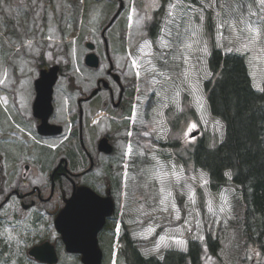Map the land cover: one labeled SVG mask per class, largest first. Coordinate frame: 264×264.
Returning a JSON list of instances; mask_svg holds the SVG:
<instances>
[{
    "label": "flooded vegetation",
    "instance_id": "af4514ba",
    "mask_svg": "<svg viewBox=\"0 0 264 264\" xmlns=\"http://www.w3.org/2000/svg\"><path fill=\"white\" fill-rule=\"evenodd\" d=\"M84 2L86 7L92 2V7L95 6L99 15L109 16L107 20L100 21L97 40L85 43L87 48L88 43L92 44L91 50L98 57V66L91 67L85 63L87 53L82 60L87 69H101L102 72L94 81L90 82L91 78L78 80L80 84L76 83L77 79H73L76 76L65 77L67 86L63 96L67 99V107L61 115L56 114L52 93L53 110L47 122L60 126L62 132L40 133L38 126L41 118L34 114L36 80L40 72L56 64L60 75V64L49 63L43 56L35 58L32 61L35 71L33 96L29 98L24 95L22 89H17V84L13 91L9 90L3 95L5 101L0 119L12 131L1 132L0 136L6 143L0 150V264H83L80 252L66 249L55 225L66 200L82 186L91 189L101 199L99 210L88 211L92 216L104 215V222L96 233L101 264H137L135 256H151L152 252L158 251L142 250V243L136 236L137 228L140 231L141 228L149 230L152 224L160 223L151 217L143 204L135 205L130 198V191L126 193L128 172L123 171L120 164L125 149L129 150L130 146L132 150L133 147L144 148L148 159L167 158L160 148L155 149L164 145L158 138H155L156 143L148 140L142 141V145L138 144L142 137L137 138L136 125L142 121L129 125V116L134 111L136 81L141 80L144 90L147 80L146 92L160 87L166 94L169 91L167 83L180 86L183 80L185 0H130V7L129 0ZM32 3L33 7H37L36 0ZM135 17L138 20L133 25ZM122 30L132 31L135 36L142 37L132 46L121 43ZM99 50L104 56L100 55ZM115 54L122 58H115ZM133 61L141 71L144 66L148 74L139 78ZM160 72L163 83L149 81ZM93 90L96 92L91 95ZM71 96L76 97V100L70 101L68 98ZM140 106L144 111L149 108V102L143 100ZM114 122L118 125L114 126ZM97 123L100 133L88 138L87 128H94L93 125ZM61 135L64 136L57 143H48L50 139ZM103 138L105 143H102ZM26 139L33 143L26 142L29 148L24 154L23 141ZM65 144L75 145V158L64 149ZM33 145L40 148H32ZM41 149H45L48 156L39 158ZM125 158L127 160V156ZM71 214L73 212L69 211L68 220ZM159 228L157 226L147 234L149 241L152 237L164 235V228ZM35 247L37 249L31 252ZM159 250L162 252L166 248L160 247Z\"/></svg>",
    "mask_w": 264,
    "mask_h": 264
},
{
    "label": "rangeland",
    "instance_id": "374dc122",
    "mask_svg": "<svg viewBox=\"0 0 264 264\" xmlns=\"http://www.w3.org/2000/svg\"><path fill=\"white\" fill-rule=\"evenodd\" d=\"M36 1L37 7H33V0H0V80L3 81L0 83V117L5 101L3 95L13 91L16 84L24 95L33 96L35 71L32 61L35 58L43 56L49 63L60 64L62 68L53 87V103L59 115L67 107V99L63 96L67 86L65 77L73 75L77 81L91 78V82L102 72L101 69H87L82 60L88 52L86 41L97 40L100 21L107 20L109 16L99 15L92 2L86 7V0H71V7L69 0ZM128 4L130 7V0ZM194 6L198 11L193 22L192 16L187 18L185 11L184 24L188 32L184 33L185 76L180 86L167 83L169 91L166 94L160 87H155V94L151 95L154 90L145 91L147 80L144 90L141 80L135 84L134 111L129 116V125L147 120L146 135L155 134L157 140L164 144L152 147L160 148L162 153L167 154L166 160H162V156L148 159L144 148L133 147L132 150L130 146L131 152L126 148L124 158H121L120 168L128 172L126 193L130 191L135 205L143 204L151 217L160 223L152 224L149 230L141 228L140 231L137 228L136 236L142 243L143 251L158 250L152 254H158L160 247L185 251L191 239L200 246L201 264H264V254L256 248L244 246L239 235L241 228L236 226L233 230L234 224L229 228L234 219L231 194L235 190L224 185L220 190L212 191L206 173L196 167L191 158L198 143L204 140L209 147H213L222 139L224 132L221 120L209 111L204 88V80L210 76L207 60L213 47L244 55L254 87L261 89L264 86V4L261 0H196ZM187 11L191 12L190 9ZM133 20L135 25L138 18ZM193 27L198 28V39L194 43V48L198 43L196 59L192 55L193 33L197 37ZM120 34L121 43H129L130 46L142 37L129 30H122ZM99 53L104 56L101 50ZM114 57L122 58L117 54ZM139 69L137 67L139 78L148 74L144 66L142 71ZM161 76L162 72L149 81L163 83ZM76 83L80 84L79 81ZM68 99L75 101L76 97ZM143 100L149 102V108L144 111L140 106ZM91 119L94 120V117ZM0 122V136L1 132L12 131L5 121L0 119ZM113 125L118 124L114 122ZM93 127L86 130L88 138L97 136L101 131L98 123ZM196 130L199 132L192 136ZM63 136L50 139L48 143L53 145ZM23 142L25 154L29 148L26 142L32 140ZM172 142L173 145H168ZM3 144L6 143L0 139L1 151ZM64 149L73 158L77 155L75 145L65 144ZM38 156L44 158L48 153L41 149ZM50 156L52 158V154ZM136 157L144 159L143 162L139 163ZM157 226L164 228V235L152 237L149 241L147 234ZM159 231L160 228L157 229ZM208 231L214 234L221 231L223 235V247L218 251L221 261L207 249L205 238Z\"/></svg>",
    "mask_w": 264,
    "mask_h": 264
},
{
    "label": "trees",
    "instance_id": "16d2710c",
    "mask_svg": "<svg viewBox=\"0 0 264 264\" xmlns=\"http://www.w3.org/2000/svg\"><path fill=\"white\" fill-rule=\"evenodd\" d=\"M223 49H211L207 60L210 76L204 80L207 105L210 113L223 123V137L213 147L204 140L198 143L191 158L206 173L212 191L224 185L235 190L231 194L234 219L229 228L233 224V230L240 227L244 246L264 254V86L254 87L244 55ZM173 118L174 115L172 123ZM145 122L143 119L136 125V136L142 137L138 144L148 140L156 143L155 134L146 135ZM136 158L139 163L144 160ZM222 236L221 231L215 234L208 231L205 238L209 253L218 261H221L218 251L223 247ZM134 261L137 264H201V251L198 242L190 239L185 251L169 247L151 256H135Z\"/></svg>",
    "mask_w": 264,
    "mask_h": 264
},
{
    "label": "water",
    "instance_id": "95a60500",
    "mask_svg": "<svg viewBox=\"0 0 264 264\" xmlns=\"http://www.w3.org/2000/svg\"><path fill=\"white\" fill-rule=\"evenodd\" d=\"M88 48H92V44H87ZM85 63L88 66H98V57L94 52H89L85 56ZM59 66L55 65L48 70H42L39 78L36 80V99L34 102V114L41 118L38 130L42 134H58L61 127L56 124L47 122L53 107L51 104V96L53 84L58 76ZM96 90H93V95ZM198 131L191 135L197 134ZM105 138L102 143H105ZM101 199L89 188L82 186L73 195L66 200V205L61 209L55 220L57 230L62 236L69 251L80 252L83 264H101V252L97 248L96 233L104 222V215L92 216L88 211L99 210ZM71 211L70 220H68V212ZM37 248H32L35 251ZM54 260V259H52Z\"/></svg>",
    "mask_w": 264,
    "mask_h": 264
},
{
    "label": "snow or ice",
    "instance_id": "6c2138e0",
    "mask_svg": "<svg viewBox=\"0 0 264 264\" xmlns=\"http://www.w3.org/2000/svg\"><path fill=\"white\" fill-rule=\"evenodd\" d=\"M261 4H264V0H261ZM139 23V22H138ZM133 63V67H138V65L136 64V62L135 61H133L132 62ZM136 75L137 76H139L140 75V73L139 72H137L136 73ZM0 83H3V81L2 80H0ZM129 152H131V148H129ZM12 237H11V235H9V239H11ZM161 239H163V238H161Z\"/></svg>",
    "mask_w": 264,
    "mask_h": 264
}]
</instances>
